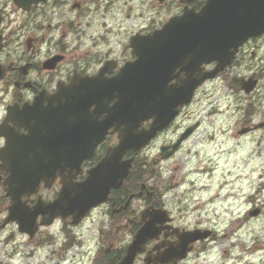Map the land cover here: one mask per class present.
<instances>
[{
    "label": "clouds",
    "instance_id": "obj_1",
    "mask_svg": "<svg viewBox=\"0 0 264 264\" xmlns=\"http://www.w3.org/2000/svg\"><path fill=\"white\" fill-rule=\"evenodd\" d=\"M209 2L172 0L174 11L170 9L162 15L152 7L151 0H87L86 11L80 15L70 11L61 0H14V3L5 0V4L0 5V14H3L2 8L7 7V14L15 18L16 30L0 32L4 37L0 40V82L4 83L5 95L11 97V106L0 99L3 104L0 128L7 122L8 128L28 136V129L18 128L9 120L10 109L33 108L42 95L46 99L41 107L48 108L49 99L59 94L61 86L69 89L74 82L93 81L101 76L107 81L116 79L127 66L140 60L133 44L135 39H150L163 33L172 21L183 19L186 11L199 15ZM166 16L172 18L166 20ZM261 35L264 32L248 34L230 46L227 49L230 59L223 66L217 59L199 64L201 78L192 86L187 100L175 105V114L162 128L169 131L158 136L160 129L138 149L124 151L120 163L128 167L119 186L109 187L105 197L90 205L78 221L72 214L37 213L28 230L18 219H12L14 201L9 195L10 185L6 183L12 173L4 166V159H0V264H97L96 257L104 247L100 237L105 230L112 232L114 238L101 264H124L139 234L152 221V216H145L149 212L160 214L163 219L154 224V235L143 240L131 264H149L150 258L155 262L157 257L175 247H182V253L168 259L166 264H264V128L254 129L264 122V87L258 88V95L249 99L237 83L240 77L264 72V40L252 39ZM30 37L36 41L35 48L25 46ZM237 49H241L243 62H239ZM52 56L57 59L45 63ZM109 65L111 70L106 71ZM226 67L229 68L227 73ZM45 69L51 71L44 72ZM172 77L168 88L188 80L187 72L181 67L174 69ZM13 78L15 89L8 93ZM259 83L264 86V77ZM194 93L197 98L206 97V111L213 107L218 111L196 117L204 116L200 141L191 154H182V165L170 167L168 145L184 131L178 122L173 124V118L178 110L189 105ZM118 102L119 96H115L108 101V109ZM88 111L95 113L96 105H90ZM108 115L107 111L102 112L96 117L97 123L102 124ZM155 119L152 116L141 120L135 131L149 132ZM245 121L253 130L246 135H235ZM149 122L152 123L149 125ZM119 128L117 131L115 124L109 127L103 139L95 144L91 157L80 161L78 173L71 170L72 184H85L110 151L120 147L121 132L126 125L120 124ZM150 142L151 150L144 152ZM6 147L7 137L0 135V153ZM151 155H156L157 159L148 160ZM136 160L141 163L130 172ZM67 176L68 169L63 175L57 170L50 186L41 179L34 191L19 196V202L30 212L41 204H56L63 194ZM157 181L167 183L161 189ZM133 184L140 186L139 192ZM119 203L124 206L117 212ZM252 209L259 211L247 215ZM119 214H123L122 226L112 229L113 217ZM69 217L76 223L66 225L67 235L52 233L51 243L39 246L29 243L30 236L42 225L55 221L59 226ZM84 218L87 220L81 225ZM232 221L238 224L228 237L226 233ZM69 235L84 241V246L65 249L59 254L68 243ZM224 238L229 241L228 247L220 242ZM198 240L200 244L196 243Z\"/></svg>",
    "mask_w": 264,
    "mask_h": 264
},
{
    "label": "water",
    "instance_id": "obj_2",
    "mask_svg": "<svg viewBox=\"0 0 264 264\" xmlns=\"http://www.w3.org/2000/svg\"><path fill=\"white\" fill-rule=\"evenodd\" d=\"M193 17L184 16L172 21L163 33L153 38L136 40L140 60L127 66L116 79L85 81L60 91L55 99L49 100L48 108L35 106L22 120V127L29 130V135L24 139L12 136L5 149L4 166L12 173L9 179L12 185L22 182L21 170L26 169L28 173L35 168L44 172L42 177H46L47 171L54 176L57 170L60 173L69 170L68 182L56 204L39 205L26 215L14 208V214L19 216L15 219L25 229L32 226L37 213L81 216L89 205L105 197L109 187H117L128 167L120 163L121 155L128 148L138 149L168 124L175 114V105L187 100L192 86L201 78L199 64L217 59L223 66L230 59L227 54L230 46L248 34L264 32V0H211L199 15ZM176 67L187 72L188 80L168 88V80L173 78ZM254 84L250 82L243 88L248 93ZM115 96H119V102L108 109V101ZM92 104L96 105L94 119L87 115ZM80 106H83L84 120L88 122L86 129L66 128L65 123L72 122V114H81ZM104 111L109 113L107 119L102 124L97 123L96 117ZM152 116L156 118L153 128L149 132L137 133L135 129L139 122ZM113 124L117 131H120V124L126 125L121 132L120 147L110 151L85 184H72L71 170L78 173L80 161L88 158L91 148L103 139ZM32 160L37 162L30 167L23 164H30ZM117 166L124 168L118 173ZM32 182L29 180L28 184Z\"/></svg>",
    "mask_w": 264,
    "mask_h": 264
},
{
    "label": "flooded vegetation",
    "instance_id": "obj_3",
    "mask_svg": "<svg viewBox=\"0 0 264 264\" xmlns=\"http://www.w3.org/2000/svg\"><path fill=\"white\" fill-rule=\"evenodd\" d=\"M12 2L14 3V0H12ZM62 3H66L69 6V10L70 11H75L77 13H79L80 15H83L84 12L86 11L84 5L87 2V0H61ZM5 4V0H0V5H4ZM151 4L152 7L156 8L162 15H165L170 9H172V0H151ZM191 7V6H189ZM198 7V6H197ZM174 11V9H172ZM2 12L3 14H0V32H3L5 30H11V31H15L16 28L13 27V24L15 22V18L14 17H10L7 13H8V8L4 7L2 8ZM171 17V16H166V20ZM16 27H19V25H16ZM69 28H72V25H68ZM10 34V32H9ZM4 37L0 36V40H3ZM2 46V45H0ZM25 46L26 47H36V41L34 39H32L31 37L29 39H27L25 41ZM57 57L56 56H52L49 57V59L47 61H45V63H48L52 60H56ZM47 66H51V65H47ZM57 67H59V64H57ZM108 71L111 70V65H109V67L107 68ZM22 72H24L25 70H21ZM51 71L49 69H45L44 72H48ZM44 73H41V75H43ZM7 79V77H6ZM15 89V79L13 78L12 82L10 83L7 91L8 93H12ZM0 99H2L4 101V103L8 104L9 106H11V97L10 96H6L5 92H4V83L0 82ZM3 109V104H0V110ZM10 110H15L14 109H10ZM18 110V109H16ZM160 182L157 181V185L159 188L160 187ZM162 189V188H161ZM124 206V203H119L117 205V212H119V209L122 208ZM123 214H119L113 217V221H112V229L121 227L122 225L120 224V221L122 219ZM87 220V219H86ZM87 231V229H86ZM103 241V245L104 247L100 249V252L98 254V256L96 257V261L97 264H101L102 258L105 254V251L107 249V246L111 243L112 239L114 238L113 233L105 230L104 234L100 237ZM197 244H200L201 242H196ZM178 247L175 248H170V251L168 253H165L162 256H159L156 258V261H152V259L150 258L149 260V264H166L167 260L174 257V253L176 251Z\"/></svg>",
    "mask_w": 264,
    "mask_h": 264
},
{
    "label": "rangeland",
    "instance_id": "obj_4",
    "mask_svg": "<svg viewBox=\"0 0 264 264\" xmlns=\"http://www.w3.org/2000/svg\"><path fill=\"white\" fill-rule=\"evenodd\" d=\"M261 40H264V38L260 39L259 41H261ZM261 77H264V72L256 73L255 78L258 80L257 81V85H256L255 90L250 95L246 96L249 99L252 98L254 95H258V92H257V89L258 88L264 87V86L260 85V83H259ZM241 78H244V77H240L239 80ZM247 78H244V79H247ZM239 80L237 81V83H239ZM205 98L206 97L197 98V95H196L192 106L189 107L185 111V113L189 112V114L187 115V117H189L191 120H195V121L199 122L200 124H201L202 120L204 119V116H207L209 114H212V113H215V112L218 111V109H216L215 107L211 108L210 111H206V109H208V105L204 103V99ZM251 108H252V105L249 104L248 105V109L251 110ZM201 113H204V116H201L200 119H196V117L197 116H200ZM246 125L247 124H244L242 126L239 125L238 129L236 130V132L234 134L237 135L236 134L237 131H239L242 127H246ZM165 134H163V135H165ZM201 137H202V133H201V129H200L199 131L195 132V134L193 135V137L183 145V147L181 148V150L174 157H172L170 160H168V161L171 162L169 164V166L170 167H174V166L182 165L183 162H184V156L182 154L185 153V152L191 154L192 148L195 147V145L200 141ZM152 156H154V155H151L149 158H151ZM258 211H259L258 209L249 210V212L247 213V215H249L250 212L253 213V212H258ZM237 224H238V221H232L231 222V226L229 227V229L227 230V233H226L228 237H230L232 231L235 229V227L237 226ZM52 233H59V226L58 225H56L52 229ZM220 242L225 247H228L229 246V241H228L227 238L221 239Z\"/></svg>",
    "mask_w": 264,
    "mask_h": 264
},
{
    "label": "bare ground",
    "instance_id": "obj_5",
    "mask_svg": "<svg viewBox=\"0 0 264 264\" xmlns=\"http://www.w3.org/2000/svg\"><path fill=\"white\" fill-rule=\"evenodd\" d=\"M187 14L191 17V19H193L194 17H193V13L192 12H187ZM187 18V17H186ZM189 18V17H188Z\"/></svg>",
    "mask_w": 264,
    "mask_h": 264
}]
</instances>
